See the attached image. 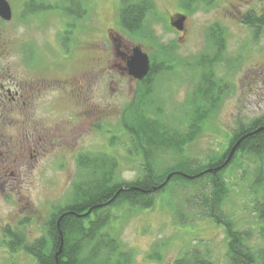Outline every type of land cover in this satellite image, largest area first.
<instances>
[{
  "label": "rangeland",
  "instance_id": "obj_1",
  "mask_svg": "<svg viewBox=\"0 0 264 264\" xmlns=\"http://www.w3.org/2000/svg\"><path fill=\"white\" fill-rule=\"evenodd\" d=\"M7 1L12 18L8 22L0 19V38L4 44L0 55V107L9 98L7 89L17 97L13 79L30 81L37 76L71 77L76 93L85 97L88 85L84 71L98 72L104 67L105 58L112 57L114 61L113 42L106 36L112 28V37L119 44L129 48L140 46L149 56L163 45L172 51L173 70L159 74L153 81L154 112L161 109L168 124L183 129L187 125L190 94L202 72L200 61L202 57H214L216 52L209 31L219 26L225 45L220 62L212 70L223 94L203 122L196 140L186 146L185 155L204 163L208 156L226 150L240 124H249L264 113V27L256 33L242 23L248 12L263 15L264 0H204L190 4L187 9L181 7L180 0H154V9L146 16V27L138 37L118 26L120 0H81L87 14L68 34L70 42L66 50L63 44L68 37L63 14L59 11L26 14L23 9L28 0ZM176 13L186 16L185 35L168 24V17ZM96 44L100 51L96 52ZM8 74L14 78H8ZM117 77L112 67L98 73V78L94 75L91 104H70L54 92L45 94L30 111L34 122L41 120L43 143L29 165L11 166L17 180L12 176L0 186V264H35L29 254L21 250L12 253L3 244L4 227L21 230L29 241L42 237L52 212L71 197V184L80 173L79 156L114 157L118 161V180L130 182L138 178L141 159L128 153L129 137L120 127L123 110L131 96L136 97L138 89L131 94L122 80L113 93L112 81ZM31 146L35 148L32 142ZM249 163V158L244 157L242 167L233 165L226 169L224 176L233 186L222 211L233 219L237 230L248 231V244L254 251H264V240L258 237L259 224L253 213L254 199L248 190L252 176L245 174ZM198 188L172 185L169 192L173 189L176 192L169 193V197L159 196L151 210H132L125 205L112 208L114 219L108 232L123 250L133 253L131 264H174L189 251L204 256L208 264H228L223 227L201 217L189 218L184 224L176 218V205L180 204L184 214L191 213L186 204Z\"/></svg>",
  "mask_w": 264,
  "mask_h": 264
},
{
  "label": "trees",
  "instance_id": "obj_2",
  "mask_svg": "<svg viewBox=\"0 0 264 264\" xmlns=\"http://www.w3.org/2000/svg\"><path fill=\"white\" fill-rule=\"evenodd\" d=\"M202 1L180 0L184 9ZM120 2V27L133 37L141 36L146 27V16L154 9L153 3L151 0ZM47 11H59L66 19L68 38L63 44L66 50L70 42L68 34L85 17L87 9L81 0H28L23 9L26 14ZM242 20L256 33L264 27V14L259 17L248 12ZM209 38L215 43L216 52L214 57H202L200 61L202 72L190 94L187 125L183 129L168 124L161 116V109L157 108L154 112L156 90L153 89V82L142 84L134 101L124 108L120 127L129 137L128 153L141 159L138 178L130 182L118 180V161L114 157L105 154L79 156L77 166L80 173L71 184V197L66 204L52 212L42 237L29 241L21 230L10 226L4 228L3 244L10 252L21 250L33 257L35 264H131L133 253L123 250L118 240L108 232L114 219L112 208L125 205L132 210H151L159 196L166 194L169 197V193L176 192V189L169 192L170 186L178 184L184 188L191 185L200 187L186 204L191 213L184 214L179 209L180 204L175 206L179 223L184 224L189 218L209 219L225 231L228 264H264V251H254L248 244V231L237 230L233 219L222 211L224 200L233 186L231 180L228 182L224 176L225 171L233 165L242 167V159L247 157L250 165L245 167L248 170L245 169V174L252 176L248 190L254 199L252 204L259 224L258 237L264 240V113L249 124H240L226 150L208 156L204 163L185 155L186 146L196 140L203 122L216 108L223 94V89L215 83L212 70V66L220 62L225 45L222 29L219 26L211 28ZM157 50L155 55L149 56L152 61L149 75L154 80L159 74L171 71L175 62L172 51L167 47L159 46ZM255 130L256 133L250 134ZM246 134L250 135L240 142L224 168L216 173L200 174L223 164L236 141ZM208 263L204 256L193 251L186 252L174 262Z\"/></svg>",
  "mask_w": 264,
  "mask_h": 264
},
{
  "label": "flooded vegetation",
  "instance_id": "obj_3",
  "mask_svg": "<svg viewBox=\"0 0 264 264\" xmlns=\"http://www.w3.org/2000/svg\"><path fill=\"white\" fill-rule=\"evenodd\" d=\"M154 3V0H151ZM264 14V11H262ZM182 13H176L174 15H170L168 17V24L172 30L176 31L177 33H181L183 35L186 34V21L184 22L183 30L179 31L172 27V21H175L179 16H182ZM185 16V15H184ZM186 17V16H185ZM119 20V19H118ZM5 22V21H4ZM118 26L119 21H118ZM123 31V29L120 27ZM112 28H109L106 36L113 42V56L107 60L105 58L104 67H101L97 72V69L93 70H85L84 71V78L87 83L86 89V96H80L76 93L74 87V81L71 77H67L66 79H59V78H42V77H34L32 80L27 81L25 79L17 81L13 79L10 74H8V78L13 79V83L19 90L15 88V95L12 96L10 94V89H7L6 95L9 98H6V101L1 103L2 106L0 107L1 117H0V186L2 184H7L6 181L10 179V177L14 176V172L10 171L12 165L28 164L33 161V159L37 156L36 153L38 147H40L41 142L43 143V131L40 128V121L34 122L35 120L30 115V111L34 107V105L49 93H57L60 97L66 99L70 104H78L81 106H85L91 104L92 99L90 97V91L92 84V78H98V73L105 72L107 67H112L116 69V73L118 75L117 80H113L112 84L115 86L111 88V91L115 93L117 91V86L121 83L122 80H125L127 87H129V91L131 94H135L136 90L144 83L153 82L154 78L149 75V72L152 67V61L150 60V69L146 76L142 79L135 78L134 76L130 75L126 70V65L128 58L132 54V50L135 46L129 48L119 44L118 39L112 37ZM126 33V32H125ZM128 34V33H127ZM182 39V38H181ZM3 41L0 38V55L3 49ZM96 48V52L100 51V47L98 44L94 45ZM144 51V50H143ZM149 56V55H148ZM117 60V63L115 62ZM99 61V60H98ZM97 62V61H96ZM15 80V81H14ZM97 80V79H96ZM45 96V97H46ZM135 96H131L129 99L130 102H133ZM95 106V105H93ZM127 106V105H126ZM125 106V107H126ZM95 108L92 107L91 111H94ZM19 118V119H18ZM34 122V123H33ZM17 130H20L17 132ZM31 139V140H30ZM31 142L33 143V148L31 146ZM42 147V145H41ZM43 148H41L42 150ZM28 162V163H27ZM13 180H17L16 178ZM5 228V227H4Z\"/></svg>",
  "mask_w": 264,
  "mask_h": 264
},
{
  "label": "water",
  "instance_id": "obj_4",
  "mask_svg": "<svg viewBox=\"0 0 264 264\" xmlns=\"http://www.w3.org/2000/svg\"><path fill=\"white\" fill-rule=\"evenodd\" d=\"M11 18H12V10H11V6H10L9 2L7 0H0V19L5 21V22H8L11 20ZM185 21H186V17L184 15H182V16H179L175 21H172L171 25L175 29L181 31V30H183V26H184ZM149 69H150V60H149L148 54L145 51H143V49L140 46H135L134 49L132 50V54L128 58L126 70L128 71V73L130 75L134 76L135 78L142 79L146 76ZM257 130L253 131L250 134L256 133ZM250 134H246L236 141V143L231 148L229 155L223 164H221L220 166H218L214 169H206L205 171H203L200 174L207 173V172L216 173L219 170H221L222 168H224L228 164V162L230 161V158L232 157L233 153L237 149L240 142L244 139L245 136H248ZM169 178H170V175L167 177L165 182H167V180ZM189 178H194V176H192V177L189 176ZM119 192L120 191H118L117 194Z\"/></svg>",
  "mask_w": 264,
  "mask_h": 264
}]
</instances>
